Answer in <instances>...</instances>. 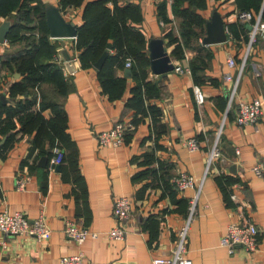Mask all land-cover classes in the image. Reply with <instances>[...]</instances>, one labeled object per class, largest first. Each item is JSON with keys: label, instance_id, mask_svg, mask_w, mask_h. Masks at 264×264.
<instances>
[{"label": "crops", "instance_id": "obj_1", "mask_svg": "<svg viewBox=\"0 0 264 264\" xmlns=\"http://www.w3.org/2000/svg\"><path fill=\"white\" fill-rule=\"evenodd\" d=\"M40 1L46 9L48 5L59 7L78 27L82 24L83 7L64 10L59 0ZM131 1L141 6V20L133 24L144 32V49L150 58L142 107L156 104L162 110L157 127L148 109L143 112L134 107L140 92L131 66L113 68L114 77L123 81V87L117 82L111 84L112 93L104 89L98 71L113 46L104 52L106 58L99 69V60L85 67L80 58L75 60L79 55L76 37L53 38L49 34L55 48L51 60L61 67L63 83L47 79L39 90L29 88L25 95L10 91L23 77L14 63L3 61H9V55L23 50L26 43L11 42L7 37L0 42V211H21L31 220L43 214L51 228V238L46 242L27 236L8 238L6 248L0 245V264H61L63 256L80 250L88 264H154V258L172 253L179 231L187 223V206L193 197L195 215L186 240L187 255L193 264H264V179L252 170L264 162V119L257 127H240L235 121L241 99L261 100L264 104L263 18L256 26L260 13L252 23L239 18L234 0H206L207 6L199 11L206 19L204 36L207 22L218 11L228 39L208 44L202 38L187 46L185 57L178 59L172 55L175 44L167 37L171 31L183 43L172 1L166 0L168 22L158 15V0ZM6 20L12 24L11 18L0 15V26ZM256 28L257 37L252 42ZM152 39L164 40L175 65L167 76L151 72ZM64 51L74 67L68 66ZM230 56L237 62L235 67L228 65ZM193 60L202 65L196 73L192 72ZM127 69L131 70L129 74ZM227 72L233 80L225 79ZM235 81L237 91L230 105ZM35 92L39 95L34 109L44 99L56 102L67 112L70 139L65 143L47 138L42 148L36 147L33 134L19 130L20 103L31 99ZM43 113L46 117L54 114L50 107ZM10 120L15 125L12 129L7 128ZM118 121L128 127L124 142L119 147L99 144V133ZM192 137L200 143L198 150L183 144ZM215 146L220 154L209 166ZM57 150L66 155L59 167L50 164L49 156L50 152L55 156ZM180 173L201 182L174 193L170 177ZM18 174L29 176L24 190L16 186ZM123 195L133 198V212L123 223L125 239L114 240L105 233L119 224L113 209L116 199ZM70 221L99 236H89L79 245L64 232ZM244 221L253 222L260 230L258 249L236 246L232 253L221 245V238L231 222Z\"/></svg>", "mask_w": 264, "mask_h": 264}, {"label": "trees", "instance_id": "obj_2", "mask_svg": "<svg viewBox=\"0 0 264 264\" xmlns=\"http://www.w3.org/2000/svg\"><path fill=\"white\" fill-rule=\"evenodd\" d=\"M238 11H248L253 15L252 23L256 22L257 15L261 12L264 0H234ZM172 11L175 20H177L181 39L175 37L173 32H169L167 37L175 44L172 55L178 59L185 57L184 49L187 46L194 45L204 38L206 31V19L199 11L207 6L206 0H172ZM62 9L83 7L82 24L78 28L76 36L78 58L83 66L95 64L100 56L107 50L111 43L113 48L108 54L103 66L99 69L104 89L110 93L111 84L119 83L123 87V81L115 78L112 71L114 67L124 69L127 61H131V69L134 79L138 83L140 96L135 98L136 110L145 112L147 109L154 118V123L160 122L162 110L156 105H145L144 92L142 87L146 84L148 78V69L150 67V58L145 51L147 42L144 32L133 22L138 23L141 20V6L131 0H59ZM169 3L166 0H158V15L164 22L171 21L168 16ZM0 15L4 18L12 19V28L7 35L11 42H25L26 47L18 53L10 54L9 61H3L5 64L11 62L16 65L22 75V80L16 81L10 91L13 94H25L29 88L39 90L40 85L47 79L55 80L59 85L63 83L64 76L61 67L53 62L54 45L51 43L49 34V25L46 19V6L40 0H0ZM264 20V9L262 16ZM245 25V24H244ZM245 27V26H244ZM46 59V62L42 61ZM192 72L201 68V64H196V60L191 64ZM20 103V125L24 133L33 134L36 147L43 145L47 138L65 143L70 139L68 131V114L63 107L53 101L41 100L40 107L34 109L37 104L38 93ZM134 101V102H135ZM47 107L52 109L54 114L46 117L43 113ZM142 107V109H141ZM15 125L10 120L8 129ZM14 133L12 132L11 136ZM2 152H0V156ZM51 158L54 154L50 152ZM146 157L153 155L147 154ZM66 160L64 152L63 162ZM170 184L172 192L180 190L174 180ZM224 177H221V179ZM229 181V180H228ZM189 201L187 206V216L189 217Z\"/></svg>", "mask_w": 264, "mask_h": 264}, {"label": "built area", "instance_id": "obj_3", "mask_svg": "<svg viewBox=\"0 0 264 264\" xmlns=\"http://www.w3.org/2000/svg\"><path fill=\"white\" fill-rule=\"evenodd\" d=\"M239 18L251 21L253 19V15L248 11H240ZM261 20L262 19L259 18L256 26L259 25ZM261 33L264 36V22L261 23ZM256 34L257 28L251 34L252 42L256 40ZM78 59L79 58L76 56L75 60ZM227 62L230 67H235L237 65V62L233 56H230ZM127 66H131L130 60L127 62ZM176 69L179 71L182 70L181 67H176ZM225 79L233 80L232 74L227 72L225 74ZM237 84L238 81H235V84L232 87V94L229 102L230 105L232 104L237 91ZM237 107L238 111L235 121L240 127L247 125H254L257 127L259 120L264 119V104L261 100L249 101L241 99V101L238 102ZM127 128L128 127L125 122L118 121V123L111 127V129L104 130L99 133V144L119 147V145L125 140ZM183 144H185L188 149L192 151L198 150L200 148V143L195 137L185 140ZM219 154V150L217 146H215L211 152L210 158L208 159L209 166L211 165L213 158H216L219 156ZM63 159L64 152L57 150V154L52 157L50 164L52 166L61 164ZM252 170L257 177L264 179V162L254 165ZM28 180L29 176L27 174H18L15 176L16 186L20 190L26 189ZM174 180L181 191L196 186L197 181L201 182L199 179L186 173H180L179 175H176ZM195 205L196 199L193 197L189 206V217L187 223L179 231L178 241L172 253L169 256L154 258V264H193L192 260L187 255L188 251L186 250V240L189 223L195 215ZM132 212L133 198L125 195L118 197L114 204L113 215L119 224L118 226L108 230L105 234H107L110 239H125L127 233L123 223L132 217ZM259 231L260 230H258L257 225L250 221H244V223L231 222L227 227L226 233L222 236L220 243L222 246L230 249V252L232 253L235 251L236 246H241L242 248L256 251L258 249L257 244ZM64 232L79 245H82L89 236L94 238L99 236L97 232H92L88 228L78 227V225L72 221L68 222ZM15 236L35 237L41 242H46L51 238V228L49 227L47 219L43 214L39 215L34 220H31L24 212L21 211H16L14 213H10L6 210L0 211V245L6 248L8 244V238ZM61 264H88V262L85 253L80 250L76 254L63 256L61 258Z\"/></svg>", "mask_w": 264, "mask_h": 264}, {"label": "water", "instance_id": "obj_4", "mask_svg": "<svg viewBox=\"0 0 264 264\" xmlns=\"http://www.w3.org/2000/svg\"><path fill=\"white\" fill-rule=\"evenodd\" d=\"M264 9L263 8L259 14V18L262 15ZM46 19L49 25L50 36L53 38H75L78 33V25L73 21H69L66 17L61 13V10L57 6L48 5L46 9ZM261 19V18H260ZM12 28V24L10 20L4 21L0 26V42H4L10 29ZM249 28L254 30L252 25H249ZM228 39L226 33V27L224 19L221 14L216 11L211 17V20L207 22V33L204 36L203 43H222ZM164 40L162 39H152L149 45L150 56H151V72L154 74H159L163 76H167L170 70L175 68L174 63L171 61V56L168 55L167 49L163 45ZM109 49L112 48V45L108 46ZM65 58L68 60V66L74 67L70 62L71 58L69 54H66L64 51ZM106 58V53H104L99 62H97L96 67L99 69ZM131 72L130 69L126 70V74ZM58 167L60 164H57Z\"/></svg>", "mask_w": 264, "mask_h": 264}, {"label": "rangeland", "instance_id": "obj_5", "mask_svg": "<svg viewBox=\"0 0 264 264\" xmlns=\"http://www.w3.org/2000/svg\"><path fill=\"white\" fill-rule=\"evenodd\" d=\"M172 1V0H171Z\"/></svg>", "mask_w": 264, "mask_h": 264}]
</instances>
